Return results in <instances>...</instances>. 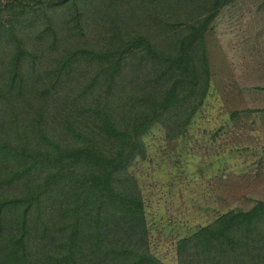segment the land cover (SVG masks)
Returning <instances> with one entry per match:
<instances>
[{
	"label": "trees",
	"instance_id": "1",
	"mask_svg": "<svg viewBox=\"0 0 264 264\" xmlns=\"http://www.w3.org/2000/svg\"><path fill=\"white\" fill-rule=\"evenodd\" d=\"M233 1L7 0L0 264H165L150 250L132 167L153 128L177 138L203 106L206 34ZM112 8L123 16L91 38L95 13ZM177 249L179 264H264V201L224 213Z\"/></svg>",
	"mask_w": 264,
	"mask_h": 264
},
{
	"label": "rangeland",
	"instance_id": "2",
	"mask_svg": "<svg viewBox=\"0 0 264 264\" xmlns=\"http://www.w3.org/2000/svg\"><path fill=\"white\" fill-rule=\"evenodd\" d=\"M0 1V16L6 18ZM92 18L89 35L106 36ZM211 85L184 134L169 138L162 126L144 138L147 157L132 174L145 202L151 252L179 264L178 241L232 210L264 201V0L224 6L206 34ZM60 97L70 95L63 88ZM70 96L69 99H72Z\"/></svg>",
	"mask_w": 264,
	"mask_h": 264
}]
</instances>
